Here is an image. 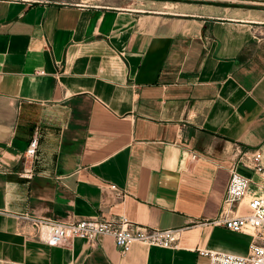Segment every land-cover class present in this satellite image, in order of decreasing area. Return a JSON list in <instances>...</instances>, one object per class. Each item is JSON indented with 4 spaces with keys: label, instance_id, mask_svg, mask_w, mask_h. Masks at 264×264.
I'll return each mask as SVG.
<instances>
[{
    "label": "crops",
    "instance_id": "0c3cea01",
    "mask_svg": "<svg viewBox=\"0 0 264 264\" xmlns=\"http://www.w3.org/2000/svg\"><path fill=\"white\" fill-rule=\"evenodd\" d=\"M35 133L32 179L24 152ZM264 164V10L212 0H0V264H209L252 232L185 229L180 248L111 236L51 245L13 213L125 215L178 228L218 216L240 151ZM203 158L191 160V152ZM126 190L119 198L110 188ZM249 211L246 203L237 213Z\"/></svg>",
    "mask_w": 264,
    "mask_h": 264
},
{
    "label": "built area",
    "instance_id": "2783aa9c",
    "mask_svg": "<svg viewBox=\"0 0 264 264\" xmlns=\"http://www.w3.org/2000/svg\"><path fill=\"white\" fill-rule=\"evenodd\" d=\"M39 148V135L35 133L25 152L29 166L19 170L22 178L32 179L35 175L33 160ZM203 157L191 152V160L198 161ZM263 154L260 150L240 151L237 164L264 175ZM231 176L218 216L210 220H194L178 228H158L145 226L130 220L125 215L112 218L84 219L65 221L37 216L29 212L13 213L21 225V232L51 245H62L76 238L85 239L94 244L103 236H111L122 254L127 253L133 244L147 246L180 248L181 235L189 227L197 225L224 226L234 232H252L253 241L247 254L224 252L209 248L198 252L209 258V264H264V178L254 179L244 176L231 168ZM110 188L119 198H124L126 190L116 184ZM246 203L249 211L237 213L238 207Z\"/></svg>",
    "mask_w": 264,
    "mask_h": 264
},
{
    "label": "rangeland",
    "instance_id": "374dc122",
    "mask_svg": "<svg viewBox=\"0 0 264 264\" xmlns=\"http://www.w3.org/2000/svg\"><path fill=\"white\" fill-rule=\"evenodd\" d=\"M43 1H55L60 3H75L83 0H43ZM215 3H221L231 6H242L252 10H264V0H212Z\"/></svg>",
    "mask_w": 264,
    "mask_h": 264
}]
</instances>
